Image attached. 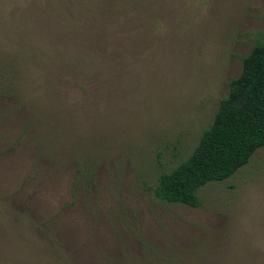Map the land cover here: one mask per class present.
Here are the masks:
<instances>
[{"label":"rangeland","instance_id":"rangeland-1","mask_svg":"<svg viewBox=\"0 0 264 264\" xmlns=\"http://www.w3.org/2000/svg\"><path fill=\"white\" fill-rule=\"evenodd\" d=\"M261 39L264 0H0V264H264V147L155 194Z\"/></svg>","mask_w":264,"mask_h":264},{"label":"trees","instance_id":"trees-1","mask_svg":"<svg viewBox=\"0 0 264 264\" xmlns=\"http://www.w3.org/2000/svg\"><path fill=\"white\" fill-rule=\"evenodd\" d=\"M15 60L16 64L0 61V97L15 96L10 93L15 88L2 86L1 79L5 74L22 75L20 61ZM263 147L264 39H261L244 57L241 74L231 81L228 96L221 100L212 125L204 130L192 155L160 177L155 194L168 203L199 207L200 189L229 179Z\"/></svg>","mask_w":264,"mask_h":264}]
</instances>
